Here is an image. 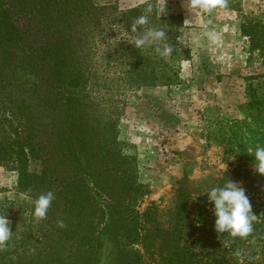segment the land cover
Returning <instances> with one entry per match:
<instances>
[{"label": "trees", "instance_id": "trees-1", "mask_svg": "<svg viewBox=\"0 0 264 264\" xmlns=\"http://www.w3.org/2000/svg\"><path fill=\"white\" fill-rule=\"evenodd\" d=\"M155 8L0 0V164H14L19 191L31 200L30 231L19 237L13 230L0 250L2 264H100L106 247L112 251L108 264H144L139 245L155 243L163 264H264V176L239 160L209 180L183 177L164 220L154 209L140 208L138 158L124 149L117 123L103 117L93 97L89 51L111 10L116 16L110 21L121 23L130 37L162 28L173 52L165 59L150 48L144 66L158 59L161 69H143L141 82L179 84L192 57L191 49L179 46L183 17H160ZM141 15L148 24L132 33ZM240 32L249 53L257 52L264 64V20L243 21ZM229 179L243 182L257 216L246 239L219 237L203 194ZM48 191L55 199L47 218L37 221L33 201Z\"/></svg>", "mask_w": 264, "mask_h": 264}, {"label": "rangeland", "instance_id": "rangeland-1", "mask_svg": "<svg viewBox=\"0 0 264 264\" xmlns=\"http://www.w3.org/2000/svg\"><path fill=\"white\" fill-rule=\"evenodd\" d=\"M95 2H116L118 11L153 3L158 15L165 10L161 17L180 15L179 46L191 49L179 84H143L142 70L157 72L160 62L144 66L150 48L129 44L122 24L110 21L116 16L111 10L102 37L89 51L93 97L103 117L117 123L124 149L138 158L141 210H155L164 220L183 177L209 180L237 160L253 169L247 150L264 146V64L257 52L249 53L240 25L264 20V0H223L222 7L196 15L186 9V0ZM18 177L13 163L0 164V215H7L10 229L23 237L30 231L31 200L19 191ZM139 249L144 264H163L157 243Z\"/></svg>", "mask_w": 264, "mask_h": 264}, {"label": "clouds", "instance_id": "clouds-1", "mask_svg": "<svg viewBox=\"0 0 264 264\" xmlns=\"http://www.w3.org/2000/svg\"><path fill=\"white\" fill-rule=\"evenodd\" d=\"M184 6L193 15L207 14L222 7L223 0H186ZM148 11L150 12L151 8ZM164 12L165 10L159 13L160 17ZM147 24L148 16L141 15L132 24L131 32L137 33L139 28ZM210 38L213 42L217 39L215 34H210ZM166 40L167 32L164 29L148 28L142 35L131 37L128 43L138 50L152 48L159 56L166 59L173 52V48L166 43ZM247 154L254 158L252 162L254 172L264 176V146L258 144L254 150L249 148ZM203 194L207 196L208 202L213 206L214 229L219 237L227 234L232 238L246 239L253 232V222L257 216L252 211L246 189L238 182L229 179L222 186H214ZM54 199L55 195L51 191L39 195L33 201V218L37 221L46 219ZM9 224L7 215H0V248L6 247L15 233L10 229ZM58 226L64 227L63 222L60 221Z\"/></svg>", "mask_w": 264, "mask_h": 264}, {"label": "water", "instance_id": "water-1", "mask_svg": "<svg viewBox=\"0 0 264 264\" xmlns=\"http://www.w3.org/2000/svg\"><path fill=\"white\" fill-rule=\"evenodd\" d=\"M111 252L112 251L109 247H106L103 250L100 264H108L109 263V259H110L109 257H110Z\"/></svg>", "mask_w": 264, "mask_h": 264}]
</instances>
